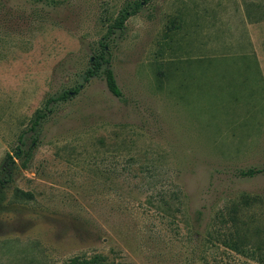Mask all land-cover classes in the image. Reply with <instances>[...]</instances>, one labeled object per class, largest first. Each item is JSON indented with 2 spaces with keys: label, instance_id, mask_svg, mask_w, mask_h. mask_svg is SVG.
Wrapping results in <instances>:
<instances>
[{
  "label": "rangeland",
  "instance_id": "obj_1",
  "mask_svg": "<svg viewBox=\"0 0 264 264\" xmlns=\"http://www.w3.org/2000/svg\"><path fill=\"white\" fill-rule=\"evenodd\" d=\"M133 1L0 0V264H257L213 220L246 194L264 234V0H151L106 35Z\"/></svg>",
  "mask_w": 264,
  "mask_h": 264
},
{
  "label": "trees",
  "instance_id": "obj_2",
  "mask_svg": "<svg viewBox=\"0 0 264 264\" xmlns=\"http://www.w3.org/2000/svg\"><path fill=\"white\" fill-rule=\"evenodd\" d=\"M51 1H68V0H51ZM150 1L151 0H135L132 3L127 4L125 7H123L117 13L116 17H114L111 20V23L107 26L106 35L112 34L114 31L122 30L124 22L129 17L135 15L138 9L142 5H146ZM89 63H90V67L85 71L83 76V81L85 82L91 77H94L97 74V72L100 70L101 64H104L106 67L103 69L102 75L106 90L111 96L115 98H119L120 91L117 88L112 72L108 68V60L103 59L101 56H97L94 57L93 59H90ZM78 88L72 89L71 92H62V94L57 96L55 99H48L46 101V106L52 103L53 101L65 100L69 95V93L75 95L77 93ZM42 118H43V113L36 111L32 120L30 121L28 131L34 132L38 127L39 122L40 120H42ZM34 141H35L34 139L31 140V143L25 152H17L14 154L15 157L24 156L23 163L21 165L22 167H24V162L27 160V158L30 155L29 150L33 146H35ZM5 157L9 159L8 161L9 165L13 166V161L10 160V157L7 155ZM262 172L263 170L261 169L249 168L246 170H238L235 176L239 178H252ZM8 175H9V169L6 172V177H8ZM19 194L25 197H30L28 194L22 193L20 191ZM256 201L257 200L255 197L242 194L239 196L237 203H231L226 208L225 214L223 213L218 214L217 216L214 217L213 222L215 221L214 224H217L218 229L219 228L224 229L225 231L224 233L222 232L217 233V236H219L221 239L220 243L225 248L235 252L236 254L242 257H246L249 258L250 260H254L257 264H264V241L260 239V237L264 238V234L262 233L261 230L254 229L252 235H255L257 240L251 244L252 235H249L247 233L248 228L250 227L248 224L249 218H246L245 216L243 219H241L244 210L245 211L250 210L253 207V205H255ZM262 209L264 210V206H262ZM209 228L213 229L212 224H207L206 229L208 230ZM242 228H244V230ZM104 262H105V258L103 256L94 255L90 258L73 257L68 260L67 264H104Z\"/></svg>",
  "mask_w": 264,
  "mask_h": 264
}]
</instances>
